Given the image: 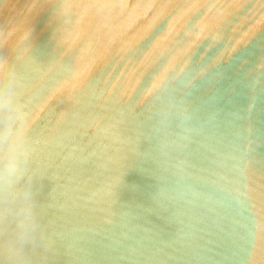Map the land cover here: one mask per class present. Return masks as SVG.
Listing matches in <instances>:
<instances>
[{
  "label": "water",
  "instance_id": "water-1",
  "mask_svg": "<svg viewBox=\"0 0 264 264\" xmlns=\"http://www.w3.org/2000/svg\"><path fill=\"white\" fill-rule=\"evenodd\" d=\"M9 146L0 264H264V0H0Z\"/></svg>",
  "mask_w": 264,
  "mask_h": 264
},
{
  "label": "clouds",
  "instance_id": "clouds-1",
  "mask_svg": "<svg viewBox=\"0 0 264 264\" xmlns=\"http://www.w3.org/2000/svg\"><path fill=\"white\" fill-rule=\"evenodd\" d=\"M0 162L3 164V166L0 167V192L11 195L16 183L22 175L19 155L16 148L14 146H9L4 152L3 157L0 158ZM20 228L22 230L25 228L23 222H21Z\"/></svg>",
  "mask_w": 264,
  "mask_h": 264
}]
</instances>
